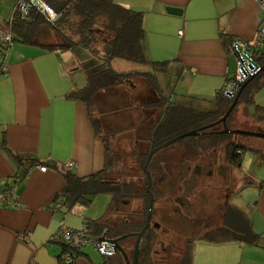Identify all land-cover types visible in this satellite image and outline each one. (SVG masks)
Instances as JSON below:
<instances>
[{"label": "crops", "instance_id": "crops-1", "mask_svg": "<svg viewBox=\"0 0 264 264\" xmlns=\"http://www.w3.org/2000/svg\"><path fill=\"white\" fill-rule=\"evenodd\" d=\"M114 1L144 13L145 52L151 61L168 62L166 69L156 74H161L168 93L160 85L161 89L173 101L188 99L212 105L217 92L236 73L237 57L232 44L255 42L262 17L254 0ZM16 3L0 0V28L7 26ZM170 6L181 12H169ZM225 34L231 36L226 44ZM80 55L20 41L8 50L9 71L0 75V192L15 184L20 204L0 206V264H59L63 244L52 237L60 222L83 228L88 220L100 217L109 200L103 198L97 208L94 202L90 206L77 204L67 212L63 202L55 199L65 186L62 172L47 165L43 171L36 165L24 179L15 181L14 175L22 168L6 150L7 146L18 154L65 167L71 161L80 177L104 168L106 144L95 131L86 102L66 96L88 83L78 62ZM115 61L123 70L112 68L120 73L150 70L149 66L122 59L112 60L111 65ZM123 62L133 63L134 67ZM109 91L114 92L103 89L97 94L96 119L103 125L108 109L100 104L107 103L105 98L112 95ZM254 100L264 106V86L255 93ZM252 156L251 160H255V154ZM255 161L261 169L243 174L248 179L236 207L249 216L263 242L256 245L198 240L192 264H264V161L259 157ZM103 259L89 245L75 264H102Z\"/></svg>", "mask_w": 264, "mask_h": 264}, {"label": "trees", "instance_id": "trees-1", "mask_svg": "<svg viewBox=\"0 0 264 264\" xmlns=\"http://www.w3.org/2000/svg\"><path fill=\"white\" fill-rule=\"evenodd\" d=\"M46 1L58 13V18L53 23L36 10H32L28 17H24L14 8L7 26L10 27L14 41L38 45L47 50L68 49L75 53L84 50L110 63L102 69H93L92 73L87 67L84 68L87 71V85L66 95L69 99L86 102L95 131L105 141L106 162L104 168L98 172L80 177L68 166L21 155L6 146L7 152L17 166L22 168L14 175L15 181L24 179L29 170L36 165H47L60 170L65 179V186L55 199L63 202L67 212L72 211L77 204L90 206L97 196L109 194L111 200L104 214L88 220L85 228L94 237L104 235L108 240H117L119 247L130 260H133L138 233L147 223L152 195L151 223L142 237L137 264H192L193 249L198 240L212 243L238 241L261 244L263 236L254 230L249 216L242 209L228 203L225 212L228 210L234 212L235 219L223 215L222 223L214 227L205 223L204 219L201 220L193 233L187 236L183 247L177 250V242L170 237L177 234V221L175 218L169 219L173 227H165L156 218L158 215L156 203L164 194L161 187L164 181L170 179L168 202L177 201V188L174 190L172 188L175 179L167 174L170 172L169 158L164 155L173 143L153 154L147 166L151 176L149 190V179L144 170L153 143L156 147L163 146L177 136L193 130H198V133L175 141L183 143L188 149L187 161L193 157L205 158L209 155L213 158L220 148L224 150L226 161L232 167H242L247 151L264 161L263 150L238 142L232 138L234 134L223 131L224 123L220 120L232 106L235 97L226 96L222 88L212 100V107L205 109L192 102L173 101L167 96L161 89L156 72L165 70L168 62L148 59L145 52L143 12L128 8L114 0ZM223 37L225 44L231 39L229 34ZM1 50L0 46V52ZM255 58L263 67L264 56ZM114 59L149 66L150 70L120 73L112 68L111 61ZM263 86L264 69L241 85L237 102V105L244 103L247 109L250 105H255L254 113L251 115L259 127L264 124V106L255 103L254 95ZM103 89H121L129 93L122 106L112 112L107 111L105 125L96 119L98 115L96 98L98 92ZM133 112L138 115L126 131L115 127L110 120L113 114ZM103 130L106 133H103ZM118 131L131 134L134 140L132 151L121 158L116 155L113 143ZM183 179L185 177L181 175L183 184L190 186L192 182L190 177L185 180L186 182ZM179 199L181 200V197ZM162 234L170 235L167 239H162ZM165 241L168 245L164 244ZM114 246V254L103 255L102 264H127L123 252L115 244ZM68 249L63 244L62 253L58 256L59 264H75L76 259L71 263L65 260L64 253ZM82 250L83 248L73 249L72 252L76 253L74 258H77Z\"/></svg>", "mask_w": 264, "mask_h": 264}, {"label": "rangeland", "instance_id": "rangeland-1", "mask_svg": "<svg viewBox=\"0 0 264 264\" xmlns=\"http://www.w3.org/2000/svg\"><path fill=\"white\" fill-rule=\"evenodd\" d=\"M20 44V43H17ZM82 55L79 56L78 62L83 68L86 67L89 71L93 72V69L98 70L106 67L110 63H106L100 58L90 54L88 51H81ZM78 54V53H76ZM119 61L112 63V67L117 71H122V66L118 64ZM124 63V62H123ZM128 64V67H134L133 63H124ZM235 69L237 71V63H235ZM85 73L87 74V71ZM235 71V72H236ZM91 72V73H92ZM157 78L160 85L167 92V87L164 84L161 74L157 73ZM235 75V74H234ZM235 76H232V78ZM249 80V79H248ZM138 81L136 80V83ZM247 82V81H246ZM245 82V83H246ZM244 83V84H245ZM138 84V83H137ZM133 85V84H132ZM112 92V91H109ZM119 92V93H118ZM122 92V93H120ZM122 91L121 89L114 90L109 98H105L107 103H101L105 109H108L109 112L114 111L117 107H120L124 104L125 98L129 93L127 91ZM238 94V93H237ZM237 94L234 96L236 99ZM232 97V98H234ZM97 101L99 98H96ZM178 102L181 103H194L202 108L209 109L212 107L210 104H205L197 100H188V99H178ZM247 110L244 103H240L236 106V109L231 113L230 118L226 124L227 128L230 129H243V130H253V131H262L264 132V124L262 127L258 126L252 115L255 108L249 107ZM251 112V113H250ZM138 113H116L113 114L110 119L113 121L114 126L118 129H127L136 119ZM225 126H223V130ZM103 133H106L103 130ZM234 134V133H232ZM236 141L245 143L249 146H254L264 151V139L259 137L247 136L242 134H234L233 137ZM114 148L116 150V155L121 158L122 155L132 151L134 140L131 134L126 132L118 131L116 137L113 138ZM168 156L169 170L167 174L172 175L175 179V185L172 187L173 190L177 188V201L174 203L168 202V193L170 187L168 186V181H164V184L161 187L164 190V194L159 198L156 203L157 208V220L162 222L165 227H171V222L169 219L175 218L177 221V234L175 236H170L172 240L177 242V250L182 248L185 244L187 236L191 235L194 228L199 226L201 220H205V223H209L210 226H218L222 223L223 215H226L228 218L235 219L236 215L230 210L225 212L226 205L229 203L236 206L240 202V196L243 189V183L247 181L248 177H243L245 172H254L258 169H261L257 165L256 161L258 156L255 155V160H251L252 153L247 151L244 154L245 159H243L242 169L232 167L226 161L225 153L222 148L219 149L215 156H207L205 158L193 157L190 161H187L188 149L181 142H173V146L164 152V155ZM198 165L200 167H198ZM181 175L185 177L183 181L190 179L192 184L189 185L183 184L181 180ZM186 182V181H185ZM182 183V184H181ZM182 188V189H181ZM108 197L107 204L102 210L101 215L106 211V207L111 200L109 194H101L96 197L94 208H97L98 204H101L103 198ZM181 197V200L179 199ZM179 199V200H178ZM183 199L184 203H183ZM195 225V226H194ZM173 227V226H172ZM170 234H162V239H167ZM165 245H168L166 241ZM98 254L102 257L103 255L97 251Z\"/></svg>", "mask_w": 264, "mask_h": 264}, {"label": "built area", "instance_id": "built-area-1", "mask_svg": "<svg viewBox=\"0 0 264 264\" xmlns=\"http://www.w3.org/2000/svg\"><path fill=\"white\" fill-rule=\"evenodd\" d=\"M254 1L259 4L262 14L258 36L257 40L253 43L235 41L232 44V50L237 57V71L234 75L235 77L227 80L223 87L224 94L230 98L239 92L243 83L259 72L261 66L255 57L264 56V0ZM15 10L24 17H28L32 10H36L39 13L41 11L43 16L51 23L58 18V13L46 0H18ZM14 42L10 27L0 28V46L2 47L0 52V75L9 71L7 54ZM67 166L72 168L73 162H68ZM40 169L45 171L47 170V166L40 165ZM19 204V194L15 184L4 188L0 192V206L17 207ZM101 237H94L85 227L80 229L72 228L62 220L52 240L60 241L69 248L64 253V257L68 263H71L76 259L74 258L76 253L72 252L73 249H82L89 245L94 246L102 255L114 254V244L107 238L101 240ZM24 238L27 239L26 236Z\"/></svg>", "mask_w": 264, "mask_h": 264}, {"label": "water", "instance_id": "water-1", "mask_svg": "<svg viewBox=\"0 0 264 264\" xmlns=\"http://www.w3.org/2000/svg\"><path fill=\"white\" fill-rule=\"evenodd\" d=\"M16 1H18V0H16ZM167 10L169 12H173V13H180L181 12V9L180 8L173 7V6L168 7ZM40 13L43 15V13L41 11H40ZM263 69H264V66L261 67L259 71H261ZM239 94H240V92H239ZM239 94L237 95L236 99L234 100L232 106L229 108L228 112L220 120V121H222L224 123V125L226 124V120H227L228 115L233 111V109L237 105ZM223 131L224 132H227V133L242 134V135L259 137V138H263L264 139V132H262V131L243 130V129H230V128H227L226 125H225V129ZM197 133H198V130L189 131V132H187L185 134H182L180 136H177L176 138H174V139L166 142L163 146H159V147H156L154 145V143L152 144L150 153L148 155V161H147L146 165L144 166V170H145V172H146V174L148 176V179H149L148 190H149L150 185H151V176H150L149 171L147 170V166H148V164H149V162H150L153 154L158 149H160L162 147L169 146L170 144H172L173 142H175V141H177L179 139H182V138H184L186 136L196 135ZM152 206H153V196L151 195L147 223H146L145 227L138 233V237H137L136 244H135V252H134L133 260H130L129 256L123 251V249L121 247H119L117 240H110L113 244L116 245L117 248H119L120 251L123 252L127 264H137V262H138V255H139V248H140L141 240H142V237L144 236V234H145L148 226L151 223L150 220H151V216H152ZM100 239L103 240V239H106V237L105 236H102Z\"/></svg>", "mask_w": 264, "mask_h": 264}, {"label": "flooded vegetation", "instance_id": "flooded-vegetation-1", "mask_svg": "<svg viewBox=\"0 0 264 264\" xmlns=\"http://www.w3.org/2000/svg\"><path fill=\"white\" fill-rule=\"evenodd\" d=\"M226 125V124H225ZM224 124H223V126H225Z\"/></svg>", "mask_w": 264, "mask_h": 264}]
</instances>
